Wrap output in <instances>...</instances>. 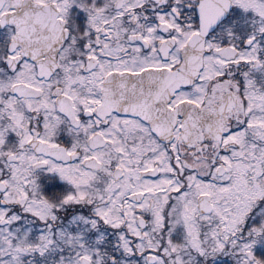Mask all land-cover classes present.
Instances as JSON below:
<instances>
[{
  "label": "snow or ice",
  "instance_id": "6c2138e0",
  "mask_svg": "<svg viewBox=\"0 0 264 264\" xmlns=\"http://www.w3.org/2000/svg\"><path fill=\"white\" fill-rule=\"evenodd\" d=\"M0 264H264V0H0Z\"/></svg>",
  "mask_w": 264,
  "mask_h": 264
}]
</instances>
